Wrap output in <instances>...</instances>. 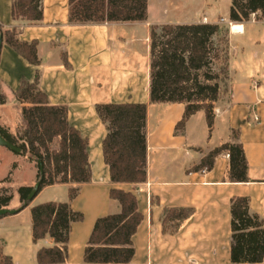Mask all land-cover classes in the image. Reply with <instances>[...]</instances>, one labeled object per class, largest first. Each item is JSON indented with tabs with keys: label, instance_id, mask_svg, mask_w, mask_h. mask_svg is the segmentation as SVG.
<instances>
[{
	"label": "crops",
	"instance_id": "obj_1",
	"mask_svg": "<svg viewBox=\"0 0 264 264\" xmlns=\"http://www.w3.org/2000/svg\"><path fill=\"white\" fill-rule=\"evenodd\" d=\"M165 1L159 13L172 12V18L154 17L148 0L145 22L77 25L69 21L68 0H43L44 17L38 23L14 20L13 0H0V22L18 28L21 41L37 40L40 59V65L34 66L3 45L0 83L7 99L0 103V127L15 135L23 126L25 105L14 92L22 78L34 82L39 73V88L50 104L66 106L70 124L89 140L92 180L82 185L79 197L71 203L74 209L85 203L95 217L118 213L120 205L110 199V190L133 192L144 220L134 237L136 255L131 264H231V199L248 197L250 212L264 219V19L253 14L247 22H232L234 0ZM188 12L191 15L184 14ZM202 23L218 25L228 40L229 82L222 85L215 104L211 134L205 111L177 130L185 105L150 101L151 27ZM108 103L148 106L145 183L111 182L102 149L106 127L96 112L97 104ZM233 131L240 133L244 146L248 182H230L227 152L216 158L211 171L194 170L210 152L232 143ZM5 153L8 176L0 182L10 177L7 183L15 196L8 210L14 211L20 206L17 190L35 186L38 169L26 156L9 148ZM26 168L33 175L29 184L16 180ZM72 186L76 185L47 187L30 207L0 219V252L13 264H38V250L54 245L49 237L34 243L31 208L68 202ZM170 208L194 209L175 233L164 232L162 225L165 209Z\"/></svg>",
	"mask_w": 264,
	"mask_h": 264
},
{
	"label": "trees",
	"instance_id": "obj_2",
	"mask_svg": "<svg viewBox=\"0 0 264 264\" xmlns=\"http://www.w3.org/2000/svg\"><path fill=\"white\" fill-rule=\"evenodd\" d=\"M43 0H13L12 17L38 23L43 20ZM69 21L72 24H104L145 22L148 0H68ZM253 14L264 19V0H234L230 11L232 22L244 23ZM218 25L166 24L150 30V101L153 104L185 105V113L176 129L183 130L188 120L205 111L210 134L214 128L215 104L220 99L222 85L229 82L228 54L223 56ZM20 30L0 22V55L4 44L34 66L40 65L37 40L21 41ZM227 39V37H226ZM228 42V40H227ZM223 66L218 68L219 63ZM67 64V63H66ZM39 73L34 82L22 78L14 96L21 104L23 126L13 135L0 127V134L20 149V155L35 162L38 173L35 186L17 190L19 213L47 187L71 184L69 201L47 202L31 208L33 241L47 237L52 247L37 252L38 264H68L72 227L82 222L84 215L72 207L81 187L92 180L89 161V140L68 119L66 106L51 105L39 88ZM0 83V103H6ZM96 112L106 127L102 143L103 158L114 184H142L147 181L148 141L146 104H97ZM232 143L210 152L194 170L214 168L216 158L229 153L230 182H248V161L240 133L233 131ZM58 144L55 146V141ZM6 178L0 184L9 182ZM34 195L33 199L31 196ZM110 199L120 205L118 213L98 218L84 250L88 264H131L136 247L134 237L144 220L139 201L133 192L113 188ZM12 188L0 187V210L8 209L14 199ZM14 213V214H15ZM194 214L192 208L165 209L162 225L174 232ZM12 215L8 213L1 218ZM231 264H264V219L250 212L248 197L231 199ZM0 264H13L0 252Z\"/></svg>",
	"mask_w": 264,
	"mask_h": 264
},
{
	"label": "rangeland",
	"instance_id": "obj_3",
	"mask_svg": "<svg viewBox=\"0 0 264 264\" xmlns=\"http://www.w3.org/2000/svg\"><path fill=\"white\" fill-rule=\"evenodd\" d=\"M152 3V12L154 17H160L162 18H172L174 16V13L170 12L169 14H162L159 13V8L162 7V5H167V1L165 0H151ZM188 13H184L185 15H191ZM227 34L226 31H223L219 37L220 41V47L223 49V56L225 57L228 54V43H227ZM223 63L220 62L218 65V68L222 67ZM228 85V84H227ZM225 93H228V89H225ZM7 147L0 145V180L8 176L7 171V163L9 162V156L5 153V150ZM33 179L32 172L29 168L23 169L20 174H18L17 179L18 182H23L24 184H29ZM10 187L9 183H4L3 185H0V187ZM13 192L15 191L14 188L12 189ZM80 203L79 206H81ZM73 207V206H72ZM74 209V208H73ZM77 212H80L84 215V220L82 222L75 223L72 227L71 232V238H70V253H69V261L70 264H88L84 261V250L86 247V244L89 240V237L91 235V232L93 230L94 224L98 218L108 216L109 214L95 217L96 213L94 210H92L89 206L83 204V207H78L77 209H74ZM174 225L175 224H169L167 231L168 233L174 232Z\"/></svg>",
	"mask_w": 264,
	"mask_h": 264
},
{
	"label": "water",
	"instance_id": "obj_4",
	"mask_svg": "<svg viewBox=\"0 0 264 264\" xmlns=\"http://www.w3.org/2000/svg\"><path fill=\"white\" fill-rule=\"evenodd\" d=\"M0 145L7 147L14 152L20 153V149L16 147L15 145H13L12 143L8 142L6 139H4L1 134H0ZM33 197L34 195L31 196V199H33ZM8 213L14 214L15 210L14 211L8 210V209L0 210V217Z\"/></svg>",
	"mask_w": 264,
	"mask_h": 264
},
{
	"label": "bare ground",
	"instance_id": "obj_5",
	"mask_svg": "<svg viewBox=\"0 0 264 264\" xmlns=\"http://www.w3.org/2000/svg\"><path fill=\"white\" fill-rule=\"evenodd\" d=\"M236 30H241L242 29V27L241 26H236V28H235Z\"/></svg>",
	"mask_w": 264,
	"mask_h": 264
},
{
	"label": "built area",
	"instance_id": "obj_6",
	"mask_svg": "<svg viewBox=\"0 0 264 264\" xmlns=\"http://www.w3.org/2000/svg\"><path fill=\"white\" fill-rule=\"evenodd\" d=\"M227 157H230V156H229V153H227ZM206 171H207V169H204V170H203V172H206Z\"/></svg>",
	"mask_w": 264,
	"mask_h": 264
}]
</instances>
